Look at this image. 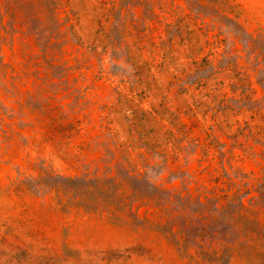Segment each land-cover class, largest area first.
Masks as SVG:
<instances>
[{"label": "rangeland", "instance_id": "rangeland-1", "mask_svg": "<svg viewBox=\"0 0 264 264\" xmlns=\"http://www.w3.org/2000/svg\"><path fill=\"white\" fill-rule=\"evenodd\" d=\"M1 4L0 264H264V0Z\"/></svg>", "mask_w": 264, "mask_h": 264}, {"label": "trees", "instance_id": "trees-1", "mask_svg": "<svg viewBox=\"0 0 264 264\" xmlns=\"http://www.w3.org/2000/svg\"><path fill=\"white\" fill-rule=\"evenodd\" d=\"M39 1L42 2V5H44V4L47 3V2H50V3L52 2V3H53L55 0H39ZM0 3L6 5V4L8 3V0H0ZM2 4H1V5H2ZM39 13H40V15H42V13L44 14V13H45L44 8L41 7V8L39 9Z\"/></svg>", "mask_w": 264, "mask_h": 264}]
</instances>
